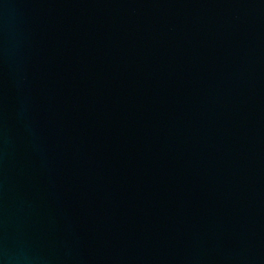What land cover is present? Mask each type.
<instances>
[{"label":"water","instance_id":"1","mask_svg":"<svg viewBox=\"0 0 264 264\" xmlns=\"http://www.w3.org/2000/svg\"><path fill=\"white\" fill-rule=\"evenodd\" d=\"M0 264H264V0H0Z\"/></svg>","mask_w":264,"mask_h":264}]
</instances>
